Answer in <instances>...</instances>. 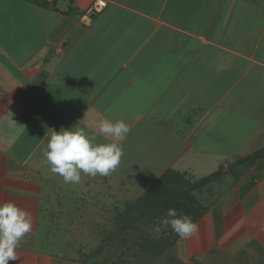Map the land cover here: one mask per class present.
<instances>
[{
	"label": "crops",
	"instance_id": "obj_1",
	"mask_svg": "<svg viewBox=\"0 0 264 264\" xmlns=\"http://www.w3.org/2000/svg\"><path fill=\"white\" fill-rule=\"evenodd\" d=\"M95 1L0 0V203L31 214L26 235L48 233L41 206L64 213L63 197L49 191L63 180L45 157L53 129L79 123L108 143L99 121L123 120L122 175L155 174L135 200L169 169L190 182L219 173L191 192L204 211L197 233L177 239L188 264L260 252L264 0H107L87 24ZM205 134L217 148L196 142ZM87 179L95 177L81 173L79 186ZM38 241L19 245L9 264L75 263Z\"/></svg>",
	"mask_w": 264,
	"mask_h": 264
},
{
	"label": "rangeland",
	"instance_id": "obj_2",
	"mask_svg": "<svg viewBox=\"0 0 264 264\" xmlns=\"http://www.w3.org/2000/svg\"><path fill=\"white\" fill-rule=\"evenodd\" d=\"M224 124L219 126L218 130L223 129ZM251 127L254 130L258 128L257 124L251 125ZM218 130L215 136L218 135ZM231 132H228V134H232ZM205 135L206 139L199 137L197 140L195 139L196 142L206 148H217L216 142L208 134ZM226 141L224 138V144ZM221 149L223 148L221 147ZM123 159L128 161L130 158L125 156ZM122 167L121 158L118 166L121 172H116L117 174L110 173V178L108 175L101 178L98 174L95 179L84 181L82 186H79V184L73 186L72 183H64L63 180L57 179V183L62 187L55 190L50 189L49 191L60 193L63 197L62 209L64 213L60 214L59 211H56L46 215L45 212L50 213L49 208L53 207L49 204L42 205L40 223L41 227L44 226V228L50 225V228H47L49 229L48 233L45 230H40L39 235L37 233L33 234L34 236L32 234L26 235L21 240L20 245H23L25 241H29V238L35 239L37 236L39 238V248L56 251L60 255L63 254L75 262L73 264H188L189 259L186 252L178 251V242L174 239L176 233L172 231L170 226H161L160 233L155 232V226L159 224L161 219L148 222L149 220L140 218L136 222L134 221L132 227H128L126 230L123 229L126 222L123 218L120 221L118 214L125 211L128 205L132 204L135 198L148 188L146 186L155 174L149 170L142 174L139 172L129 174L130 178H127L129 176H126V174L122 175ZM208 174L210 173L202 172L198 175L204 177ZM129 211L133 212L134 208ZM60 212L62 213V211ZM109 234L110 236L107 238ZM162 237L166 238L162 242V247H165V249L154 255L142 254L148 241L152 239L159 240ZM258 243L261 245L260 252L249 255L247 253L246 256L241 253L238 259L228 264H264V240L263 242L259 240ZM155 244L159 247L158 242H155ZM148 246H151V244ZM97 248H100L101 252L97 251V254H93ZM256 251H258V248ZM57 259L56 262L62 264L60 258Z\"/></svg>",
	"mask_w": 264,
	"mask_h": 264
},
{
	"label": "clouds",
	"instance_id": "obj_3",
	"mask_svg": "<svg viewBox=\"0 0 264 264\" xmlns=\"http://www.w3.org/2000/svg\"><path fill=\"white\" fill-rule=\"evenodd\" d=\"M128 124L123 120L99 121V132L112 137V142L96 143L88 131L79 123L70 128L53 129L47 144L45 157L51 166V172L61 176L65 183L78 184L81 173L97 176L109 175L120 164L124 155L118 143L129 132ZM161 226H170L180 238L187 239L198 231L197 223L188 215H180L175 208H169L166 215L155 226V232ZM32 230L31 214L14 202L0 203V264L18 260L17 248L21 240Z\"/></svg>",
	"mask_w": 264,
	"mask_h": 264
},
{
	"label": "trees",
	"instance_id": "obj_4",
	"mask_svg": "<svg viewBox=\"0 0 264 264\" xmlns=\"http://www.w3.org/2000/svg\"><path fill=\"white\" fill-rule=\"evenodd\" d=\"M218 175L219 173L215 172L197 182H190V180L186 179L182 174H177V172L172 169L167 170L156 184L148 189L142 197L133 201L132 204L128 205V208L125 211L118 214L120 221H122V218L125 219L126 225L123 226V229L126 230L128 227H132L134 221L136 222V220H139L140 218L149 220L148 222L160 220L166 215L169 208H175L178 214H186L196 221V219L203 213L204 208H201L200 206L197 207V205H199L198 200L191 194V192L194 189L213 181ZM131 205L132 207H130ZM132 208H134V211H129ZM157 217L161 218L156 219ZM109 236L110 234L107 235V238H109ZM175 236L176 238L174 239L177 240L179 236L177 234ZM165 240L166 238L162 237L159 240L152 239L151 241H148L145 244L146 247H144L145 250L142 254L154 255L161 252L165 249V247H162V242ZM155 242H158L159 247L156 246ZM149 244H151V246H148ZM100 248H97L93 254H97V251L101 252Z\"/></svg>",
	"mask_w": 264,
	"mask_h": 264
},
{
	"label": "built area",
	"instance_id": "obj_5",
	"mask_svg": "<svg viewBox=\"0 0 264 264\" xmlns=\"http://www.w3.org/2000/svg\"><path fill=\"white\" fill-rule=\"evenodd\" d=\"M47 1L51 2L53 0ZM107 6V0H96L93 5L86 10L85 14L82 15V20L87 24L90 23L93 16L102 12Z\"/></svg>",
	"mask_w": 264,
	"mask_h": 264
}]
</instances>
